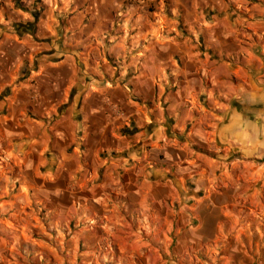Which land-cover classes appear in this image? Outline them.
Returning a JSON list of instances; mask_svg holds the SVG:
<instances>
[{
    "label": "crops",
    "instance_id": "1",
    "mask_svg": "<svg viewBox=\"0 0 264 264\" xmlns=\"http://www.w3.org/2000/svg\"><path fill=\"white\" fill-rule=\"evenodd\" d=\"M0 160V264H264V0H0Z\"/></svg>",
    "mask_w": 264,
    "mask_h": 264
},
{
    "label": "rangeland",
    "instance_id": "2",
    "mask_svg": "<svg viewBox=\"0 0 264 264\" xmlns=\"http://www.w3.org/2000/svg\"><path fill=\"white\" fill-rule=\"evenodd\" d=\"M0 167H4V164L1 163V160H0ZM1 170L2 169L0 168V171ZM3 193L6 194V192L4 190H0V199H1V197L3 195H5ZM9 194H11V193L9 192ZM13 213L14 212H9L8 214H3L2 215V220H0V235L3 236V239L0 240V246L1 247H4V248H7L9 251H10L11 247H13L15 245H20L21 246V243H22V245H28V246L34 244L30 235L28 236V238L26 239V241L25 240L24 241L18 240L15 237V235L17 233L15 231L20 230L19 232L21 233V229H19V227H20L19 224L21 222L18 219L15 220L12 217L11 214H13ZM28 213H31V212H25V217L26 216L28 217ZM9 219H11V221H12L13 224H11V225L9 224V222H8ZM26 225H28V224H26ZM30 229H31V232L34 230L31 227H30ZM17 236H19V233H17ZM10 257L11 256H7V258H10Z\"/></svg>",
    "mask_w": 264,
    "mask_h": 264
}]
</instances>
